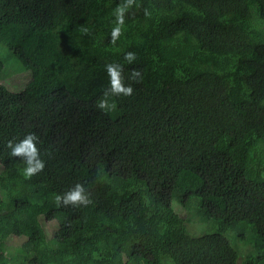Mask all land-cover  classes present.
<instances>
[{"label": "trees", "instance_id": "trees-1", "mask_svg": "<svg viewBox=\"0 0 264 264\" xmlns=\"http://www.w3.org/2000/svg\"><path fill=\"white\" fill-rule=\"evenodd\" d=\"M121 2L0 0V264H264V0H138L113 43ZM76 183L91 203L57 207Z\"/></svg>", "mask_w": 264, "mask_h": 264}, {"label": "clouds", "instance_id": "clouds-1", "mask_svg": "<svg viewBox=\"0 0 264 264\" xmlns=\"http://www.w3.org/2000/svg\"><path fill=\"white\" fill-rule=\"evenodd\" d=\"M138 7V0H122L114 10L113 15L115 16V26L111 29V40L115 43L122 35L125 27V17L130 9ZM150 13L145 11V16H149ZM87 32V29H85ZM135 54L127 52L124 55V59L131 63L135 60ZM106 71L109 77V89L105 93V97L111 93L112 95H124L131 96L133 88L125 86L121 79V65L119 64H108L106 65ZM134 76H139L138 72L133 73ZM98 107L105 111L110 112L115 109V103H109L108 99L105 98L98 103ZM40 143L39 137L35 133H28L18 142L9 140L6 147L10 150V157H22L25 167L22 169V174L25 179H31L38 173L43 172L46 167V162L41 158L40 149L38 144ZM91 203L86 189L83 184L76 183L70 190L66 191L62 195L58 194L55 196V204L57 207L64 206H87Z\"/></svg>", "mask_w": 264, "mask_h": 264}, {"label": "rangeland", "instance_id": "rangeland-1", "mask_svg": "<svg viewBox=\"0 0 264 264\" xmlns=\"http://www.w3.org/2000/svg\"><path fill=\"white\" fill-rule=\"evenodd\" d=\"M0 56L2 60L5 62V70L10 69V70H16L17 64H21L19 61L15 60V57L12 56L11 52L5 48V47H0ZM30 78V72H24L17 74V71H7L4 74V80L3 84L10 90H17L23 87L25 83H27L28 79ZM0 171H1V166H0ZM163 215L165 217H169L171 215V211H165L163 212ZM185 217V215H183ZM12 240L9 241L11 243Z\"/></svg>", "mask_w": 264, "mask_h": 264}]
</instances>
